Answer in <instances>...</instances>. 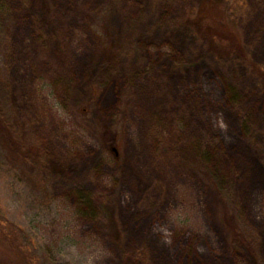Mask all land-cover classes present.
I'll return each mask as SVG.
<instances>
[{"label":"rangeland","instance_id":"1","mask_svg":"<svg viewBox=\"0 0 264 264\" xmlns=\"http://www.w3.org/2000/svg\"><path fill=\"white\" fill-rule=\"evenodd\" d=\"M109 2L0 0V109L32 155L0 146V264H264V94L178 23L191 0Z\"/></svg>","mask_w":264,"mask_h":264},{"label":"trees","instance_id":"2","mask_svg":"<svg viewBox=\"0 0 264 264\" xmlns=\"http://www.w3.org/2000/svg\"><path fill=\"white\" fill-rule=\"evenodd\" d=\"M117 0H110L111 6ZM192 7L186 10L184 17L179 24L189 29L195 36L206 43L210 54L215 55L216 60L222 64L239 66L245 69L249 77L252 78L264 94V68L256 64L247 52L241 30L238 28V22L247 16L249 8L244 0H191ZM0 3V26L2 24L3 12ZM0 98V106L2 105ZM2 107V106H1ZM2 109V108H1ZM0 109V146L10 149L14 157H20L21 160L29 162L32 155L28 152L20 140H18V129L10 126L5 120L3 110ZM39 165L42 167V163ZM37 174L42 188L47 186V177L50 176L45 167L38 168ZM218 195L221 217L228 220L235 210V204L232 200V194L229 197L224 196L220 186L216 187ZM231 225V224H230ZM10 226V225H9ZM2 228V229H1ZM8 230L5 222H0V230ZM230 232L235 237L238 229L230 226ZM15 232V230H12ZM243 245L248 246L249 239L240 238ZM248 241V242H247ZM16 244V243H15ZM20 254L26 257L29 253L28 246L17 243ZM43 264V262L38 259ZM38 264L37 260L32 262Z\"/></svg>","mask_w":264,"mask_h":264}]
</instances>
